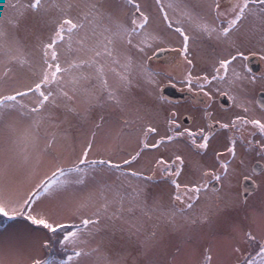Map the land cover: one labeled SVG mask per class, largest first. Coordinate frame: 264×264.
<instances>
[{"label": "rangeland", "instance_id": "rangeland-1", "mask_svg": "<svg viewBox=\"0 0 264 264\" xmlns=\"http://www.w3.org/2000/svg\"><path fill=\"white\" fill-rule=\"evenodd\" d=\"M242 4L0 0V264H264V174L248 198L237 168L204 183L222 167L169 139L160 95L215 98L202 74L264 51V11ZM163 47L180 57L157 60Z\"/></svg>", "mask_w": 264, "mask_h": 264}, {"label": "flooded vegetation", "instance_id": "flooded-vegetation-1", "mask_svg": "<svg viewBox=\"0 0 264 264\" xmlns=\"http://www.w3.org/2000/svg\"><path fill=\"white\" fill-rule=\"evenodd\" d=\"M215 1L219 8H224L233 0L225 4ZM254 6L264 11V0H243L239 12L243 13L248 7ZM236 18L235 23L238 22ZM230 27L234 28L235 25ZM154 55L157 60L165 63L169 57L179 58L181 49L163 47ZM230 66L238 68L239 81L244 80L243 84L247 83L254 88L248 98L250 110L243 106L244 98H239V111H236V98H233L232 88L226 86L232 82ZM201 81L204 84L217 82L221 91L215 98H209L205 92L192 90L182 91L187 93L183 98H161L177 109L168 127L169 139L185 144L188 151L186 157L197 156L203 165L217 161L222 167L217 174L209 169L202 175L204 183H211V188L216 191L225 181L224 178L237 168L239 196L248 198L257 192L258 178L264 174V51H233L231 55L218 60L210 76L202 74ZM224 85L226 90L221 89ZM183 107L185 113L178 115ZM174 164L178 166V162Z\"/></svg>", "mask_w": 264, "mask_h": 264}, {"label": "water", "instance_id": "water-1", "mask_svg": "<svg viewBox=\"0 0 264 264\" xmlns=\"http://www.w3.org/2000/svg\"><path fill=\"white\" fill-rule=\"evenodd\" d=\"M186 94L187 93L180 92L175 87L170 85L165 86L160 92L161 97L164 98H183L184 96H186ZM213 188H216V186L213 185Z\"/></svg>", "mask_w": 264, "mask_h": 264}, {"label": "trees", "instance_id": "trees-1", "mask_svg": "<svg viewBox=\"0 0 264 264\" xmlns=\"http://www.w3.org/2000/svg\"><path fill=\"white\" fill-rule=\"evenodd\" d=\"M217 1L220 4H225V3H228L230 0H217Z\"/></svg>", "mask_w": 264, "mask_h": 264}, {"label": "bare ground", "instance_id": "bare-ground-1", "mask_svg": "<svg viewBox=\"0 0 264 264\" xmlns=\"http://www.w3.org/2000/svg\"><path fill=\"white\" fill-rule=\"evenodd\" d=\"M220 256H218L217 258H219Z\"/></svg>", "mask_w": 264, "mask_h": 264}]
</instances>
